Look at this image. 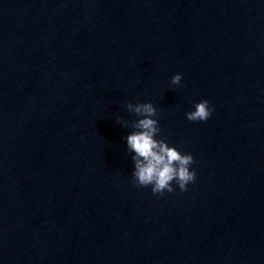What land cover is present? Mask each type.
Returning <instances> with one entry per match:
<instances>
[{
	"label": "water",
	"instance_id": "water-1",
	"mask_svg": "<svg viewBox=\"0 0 264 264\" xmlns=\"http://www.w3.org/2000/svg\"><path fill=\"white\" fill-rule=\"evenodd\" d=\"M144 102L183 192L131 178ZM0 264H264V0H0Z\"/></svg>",
	"mask_w": 264,
	"mask_h": 264
},
{
	"label": "clouds",
	"instance_id": "clouds-1",
	"mask_svg": "<svg viewBox=\"0 0 264 264\" xmlns=\"http://www.w3.org/2000/svg\"><path fill=\"white\" fill-rule=\"evenodd\" d=\"M181 74L170 77V85H178ZM127 109L138 117L131 125L132 131L124 137L125 152L131 153V178L137 187H148L152 194L171 193L173 185L179 191L194 181L196 172L190 166L194 163L190 153H182L164 139L157 138L160 127L156 117V109L150 102L127 103ZM213 109L205 99L194 102L191 110L185 112V118L191 122H203L209 118ZM116 123L124 125L119 119Z\"/></svg>",
	"mask_w": 264,
	"mask_h": 264
}]
</instances>
